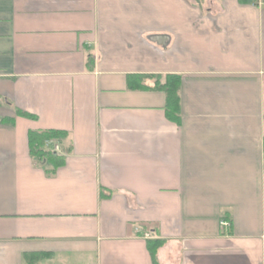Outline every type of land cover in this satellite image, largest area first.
<instances>
[{"label":"crops","instance_id":"obj_1","mask_svg":"<svg viewBox=\"0 0 264 264\" xmlns=\"http://www.w3.org/2000/svg\"><path fill=\"white\" fill-rule=\"evenodd\" d=\"M166 74L179 124L127 88ZM0 119V264H264V6L0 0Z\"/></svg>","mask_w":264,"mask_h":264},{"label":"trees","instance_id":"obj_2","mask_svg":"<svg viewBox=\"0 0 264 264\" xmlns=\"http://www.w3.org/2000/svg\"><path fill=\"white\" fill-rule=\"evenodd\" d=\"M258 0H238L240 4L253 3L257 5ZM146 81L151 82V86H148ZM181 78L176 74L162 75H131L127 77V88L130 91H160L165 95L164 103V115L171 123H180V99L179 88ZM16 115L22 118L32 120L33 117L25 112H16ZM0 123L12 125L10 119H0ZM67 138L66 132L63 131H29L27 134L28 149L31 157L37 161L50 160L53 161V169L62 164V161L54 159L49 150L45 149L44 145L48 141H54L61 143ZM54 159V160H53ZM49 174V173H48ZM163 245L162 241H148L146 242V248L152 259V264H157L156 251ZM46 254H27L24 255L27 264H34L41 259H44Z\"/></svg>","mask_w":264,"mask_h":264},{"label":"built area","instance_id":"obj_3","mask_svg":"<svg viewBox=\"0 0 264 264\" xmlns=\"http://www.w3.org/2000/svg\"><path fill=\"white\" fill-rule=\"evenodd\" d=\"M263 5H264V1H262ZM260 4V3H259ZM45 148H50L52 149V152L56 153L59 151V148L58 146L54 143V141H48L46 142V144L44 145ZM220 227L221 228H225V229H228L229 228V223L226 222V221H221L219 223Z\"/></svg>","mask_w":264,"mask_h":264},{"label":"rangeland","instance_id":"obj_4","mask_svg":"<svg viewBox=\"0 0 264 264\" xmlns=\"http://www.w3.org/2000/svg\"><path fill=\"white\" fill-rule=\"evenodd\" d=\"M262 1H264V0H258V1H257V5H258V6H264L263 3H262ZM259 3H260V4H259ZM45 259H46V258H45ZM45 261H46L45 264H53V263H54V264H58L57 261H54V262H52V263H51V261H47V260H45ZM39 262H40V261H39ZM39 262H37L36 264H41V263H39Z\"/></svg>","mask_w":264,"mask_h":264}]
</instances>
